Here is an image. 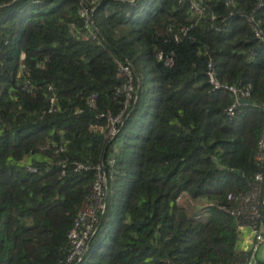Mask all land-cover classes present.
Instances as JSON below:
<instances>
[{
  "label": "trees",
  "instance_id": "obj_1",
  "mask_svg": "<svg viewBox=\"0 0 264 264\" xmlns=\"http://www.w3.org/2000/svg\"><path fill=\"white\" fill-rule=\"evenodd\" d=\"M91 2L0 0V264L63 261L98 166L106 208L78 264L238 261L227 195L262 171L264 42L248 19L264 40V0ZM127 64L134 101L110 140L94 128L122 111ZM209 64L251 104L228 117ZM183 195L205 206L189 214Z\"/></svg>",
  "mask_w": 264,
  "mask_h": 264
},
{
  "label": "built area",
  "instance_id": "obj_2",
  "mask_svg": "<svg viewBox=\"0 0 264 264\" xmlns=\"http://www.w3.org/2000/svg\"><path fill=\"white\" fill-rule=\"evenodd\" d=\"M98 0H92L93 5ZM125 3L133 4L137 0H119ZM192 7L198 11L197 5L192 3ZM94 6L90 8H83L80 11V16L84 19L85 24H91V13ZM251 29L258 40L264 42L261 32L252 24L251 19H248ZM166 65L172 64L171 59H167ZM208 81L214 90L226 91L233 99L232 104L226 109L228 117L234 116L235 111L240 105L246 104L249 101L250 92L248 89H242L237 86L220 84L216 77L211 64L208 65ZM118 77H125L127 79V88L125 91V101L123 109L116 117H108L105 128L95 127L94 131L105 133L106 137L114 140L119 133V126L122 125L123 120L127 117L131 101H134L132 87L133 71L129 64L120 65L118 70ZM256 161L262 166V171L257 173L254 180L249 184V188L245 192L229 193L227 195V202L234 206L230 207V215L237 220L238 229V251L243 258L232 264H264L257 260V251L261 243L264 241V121L257 142ZM114 161L108 160V165L112 166ZM82 168L81 166L78 169ZM28 170L35 172L31 167ZM96 179L91 188V195L89 203L85 205L74 219L73 226L68 234V240L71 245V250L67 257L58 264H78L85 257L90 242L95 236L100 226L101 218L105 212L107 199V178L103 171V166L96 167Z\"/></svg>",
  "mask_w": 264,
  "mask_h": 264
},
{
  "label": "rangeland",
  "instance_id": "obj_3",
  "mask_svg": "<svg viewBox=\"0 0 264 264\" xmlns=\"http://www.w3.org/2000/svg\"><path fill=\"white\" fill-rule=\"evenodd\" d=\"M177 204L180 207H183L189 214H193L194 212H197L201 210L205 206V203H201L200 201L194 202L190 200L187 196L183 195L177 200ZM257 260L260 263L264 262V241L261 243L260 247L257 251Z\"/></svg>",
  "mask_w": 264,
  "mask_h": 264
},
{
  "label": "water",
  "instance_id": "obj_4",
  "mask_svg": "<svg viewBox=\"0 0 264 264\" xmlns=\"http://www.w3.org/2000/svg\"><path fill=\"white\" fill-rule=\"evenodd\" d=\"M244 103H246V104H251V101H246V102H244Z\"/></svg>",
  "mask_w": 264,
  "mask_h": 264
}]
</instances>
